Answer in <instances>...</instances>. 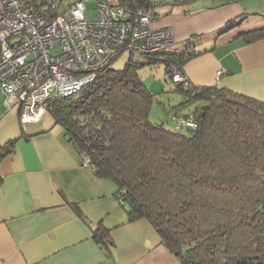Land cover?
I'll return each mask as SVG.
<instances>
[{"label": "trees", "instance_id": "16d2710c", "mask_svg": "<svg viewBox=\"0 0 264 264\" xmlns=\"http://www.w3.org/2000/svg\"><path fill=\"white\" fill-rule=\"evenodd\" d=\"M180 1L111 4L152 17L157 5ZM239 36L253 42L264 37V27ZM168 48L127 51L162 61L169 77L170 64L183 73L201 52ZM120 52L77 92L53 102L54 122L80 158L89 157L95 175L114 180L126 220L148 219L179 264H264V100L214 84L174 83L182 101L167 111L169 127L148 118L153 94L137 72L142 63L110 67ZM180 115L196 125L176 129ZM15 140L0 146V157L13 151ZM92 236L110 251V227L98 223Z\"/></svg>", "mask_w": 264, "mask_h": 264}, {"label": "crops", "instance_id": "0c3cea01", "mask_svg": "<svg viewBox=\"0 0 264 264\" xmlns=\"http://www.w3.org/2000/svg\"><path fill=\"white\" fill-rule=\"evenodd\" d=\"M221 1L159 4L151 26L172 28L167 51H201L183 65L191 84L264 100V37L239 36L264 27V0ZM1 105L0 146L16 140L0 157V264H179L148 219L126 220L114 180L82 164L51 114L21 124L16 107ZM98 223L110 227V251L92 236Z\"/></svg>", "mask_w": 264, "mask_h": 264}, {"label": "built area", "instance_id": "2783aa9c", "mask_svg": "<svg viewBox=\"0 0 264 264\" xmlns=\"http://www.w3.org/2000/svg\"><path fill=\"white\" fill-rule=\"evenodd\" d=\"M60 2L0 0L2 104L19 110L21 124L38 121L57 98L77 92L120 51L150 53L175 42L172 28L152 27L149 14L130 16L121 5L96 0L97 17L91 19L83 0L64 8ZM169 70L173 83L194 86L174 64ZM224 71L218 69L217 77ZM195 125L192 116L180 115L174 126ZM81 156L92 168L89 157Z\"/></svg>", "mask_w": 264, "mask_h": 264}, {"label": "rangeland", "instance_id": "374dc122", "mask_svg": "<svg viewBox=\"0 0 264 264\" xmlns=\"http://www.w3.org/2000/svg\"><path fill=\"white\" fill-rule=\"evenodd\" d=\"M72 0H61L60 7L64 8ZM86 13L89 18L96 19L97 7L96 0H83ZM110 3H115L117 0H107ZM130 60L136 63H142L141 67L137 69L139 77L146 85V87L153 94V100L150 104L148 118L154 122H164L165 125L171 126V122L168 120L167 111L172 106L182 101V95L174 90V83L171 81L165 64L160 60H155L154 63L150 62L149 58L145 55L137 53H129L127 50H123L120 54L110 63L111 68H122L126 62ZM4 95L0 91V110L2 109L1 101ZM195 104L184 105L180 107L181 112H186L192 109ZM48 116L50 111L46 113Z\"/></svg>", "mask_w": 264, "mask_h": 264}]
</instances>
